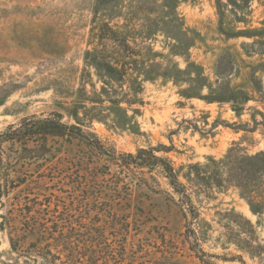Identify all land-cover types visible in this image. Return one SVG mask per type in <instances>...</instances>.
<instances>
[{
	"label": "rangeland",
	"instance_id": "374dc122",
	"mask_svg": "<svg viewBox=\"0 0 264 264\" xmlns=\"http://www.w3.org/2000/svg\"><path fill=\"white\" fill-rule=\"evenodd\" d=\"M220 16L230 31L260 28L264 0H0V132L26 115L59 113L116 153L167 146L156 154L168 157L185 183L187 164L220 159L234 142L248 153L264 150V71H256L260 90L249 82L251 70L264 60L257 52L264 44L257 37H227L219 30ZM183 31L194 39L184 49ZM224 52L233 62L227 81L248 93L244 103L208 101L209 88L199 89L187 76L180 81L139 77L152 62L174 73L189 60L202 66L214 87ZM103 56L126 63L121 81L92 64ZM195 89L199 94L191 95ZM2 147L8 154L19 148L9 142ZM46 148L45 159L28 168L35 177L44 175L47 189L41 192L51 198L50 206L67 210L70 233L80 241L76 264H94L86 260L92 256L95 264H264V249L252 258L235 243L247 218L264 245V216L251 212L235 186L211 194L191 189L200 214L192 228L212 255L202 263L159 169L109 164L102 174L106 160L77 140L48 137ZM20 187L27 188L20 197L39 191L35 183ZM5 210L0 207V213ZM9 231L0 227V264H51L31 250L12 251Z\"/></svg>",
	"mask_w": 264,
	"mask_h": 264
},
{
	"label": "trees",
	"instance_id": "16d2710c",
	"mask_svg": "<svg viewBox=\"0 0 264 264\" xmlns=\"http://www.w3.org/2000/svg\"><path fill=\"white\" fill-rule=\"evenodd\" d=\"M221 16L219 30L227 37L241 35L257 37L256 42L264 44V21L260 28L233 29L230 31L223 27ZM105 26H108L106 22ZM183 34L184 49L192 45L194 39L188 36L186 31H183ZM244 46L248 45L243 43ZM257 52L263 55L264 48ZM231 58L232 55L226 52L219 56L216 63V85L214 87L204 75L202 66L189 60H185L183 69L177 67L174 73L162 68L161 63L152 62L143 67L142 71L139 72V77H142V81H153L161 77L180 81L183 80L184 76H187L195 82L199 89L204 86L209 88L208 95L204 96L208 101L226 100L233 101L234 105L241 104L249 99L248 93L244 89L229 86L227 73L233 66ZM92 62L106 76L116 81H121L127 70L125 68L126 63L111 61L105 56L92 59ZM257 66V69L254 67L255 71L251 70L249 82L252 88L260 90L261 79L257 77L256 71L258 69L264 71V60L259 62ZM134 82L136 89L139 90L141 83L137 81V77ZM190 94L198 95L199 93L195 89V91H190ZM216 123L217 121H214L212 125L215 126ZM48 137L77 140L89 147L98 159L103 157L107 162L102 165L103 170L99 171L102 174H105L104 170H109V164H115L121 169L129 170L146 169L152 171L156 168L159 169L172 189L173 194L170 197L180 208L186 221L185 234L190 240V248L202 263L205 262L204 256L212 255L203 250L199 243V235L192 228V224L197 221L200 215L199 208L192 198V188L196 193L211 194L215 188L225 189L227 186L233 185L238 189L240 197L246 200L251 212L258 216H264V150L248 153L238 143L234 142L220 159L209 156L204 163L187 164L188 170L182 174L187 182L185 183L180 179V171L174 167L172 161L166 156L156 154L158 151L166 152L169 150L163 144L139 147L135 153H116L114 148L108 149L94 132L86 131L78 123L62 121L59 113L48 115L34 113L22 117L17 123L7 125L0 132V207H6L5 212L0 213V227L2 229L9 228L8 241L12 251L25 250L27 252L31 250L51 264H55L56 260H59L60 264L80 262L81 255L74 251L80 241H75L70 233L69 229L72 230L73 225L67 210L59 211L57 204L54 207L50 206L51 198L46 193L41 192L42 189H47L45 184H41L45 183L41 181L44 175H36L37 177H35L28 168L33 160L45 159V156L49 154V150L46 148ZM8 142L13 145L17 144L19 148L11 154L5 153L2 146ZM26 183L37 184L39 191L35 193L29 191L20 197L19 193L27 189H21L20 186ZM31 194L32 197H30ZM174 194L177 195V198L173 196ZM49 195L53 196V193H49ZM243 220L246 226L245 228L242 227L235 236V243L241 251L250 257H259L264 245L255 236L254 225L251 221L247 218ZM52 248L56 250V253L51 252ZM61 255H63L64 260H61ZM232 258H237L244 263L241 255H235ZM95 259L96 257L92 256L86 260H91V263L95 264Z\"/></svg>",
	"mask_w": 264,
	"mask_h": 264
}]
</instances>
